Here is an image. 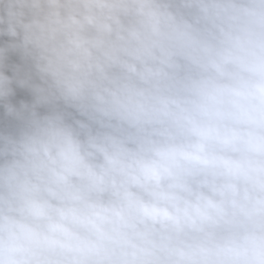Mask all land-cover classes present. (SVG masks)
<instances>
[{"label":"clouds","instance_id":"1","mask_svg":"<svg viewBox=\"0 0 264 264\" xmlns=\"http://www.w3.org/2000/svg\"><path fill=\"white\" fill-rule=\"evenodd\" d=\"M0 37V264H264V0H0Z\"/></svg>","mask_w":264,"mask_h":264},{"label":"water","instance_id":"2","mask_svg":"<svg viewBox=\"0 0 264 264\" xmlns=\"http://www.w3.org/2000/svg\"><path fill=\"white\" fill-rule=\"evenodd\" d=\"M9 42L8 37H0V46H5ZM21 68L24 70L26 68V65L22 61L21 57L18 53H13L9 51L6 53V58L4 62V74L8 76L9 78H12L14 75V69L15 68ZM13 92L14 95L12 97H9V101L13 103L14 106L19 107V101H23L25 103L31 104L33 102V96L27 89H20L15 83L13 84ZM38 111L41 114H45L47 109L44 107H41L38 109ZM69 114V119H84L83 117H80L78 114H76L73 110H66ZM3 112V104L0 103V113ZM19 122L9 123L7 121H0V134L3 135H16L18 134L19 128H20Z\"/></svg>","mask_w":264,"mask_h":264}]
</instances>
